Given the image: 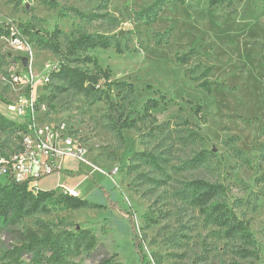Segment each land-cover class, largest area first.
<instances>
[{"label": "rangeland", "instance_id": "1", "mask_svg": "<svg viewBox=\"0 0 264 264\" xmlns=\"http://www.w3.org/2000/svg\"><path fill=\"white\" fill-rule=\"evenodd\" d=\"M46 1L0 0V27L30 22L50 32L57 26L62 39L78 32L105 36L111 47L89 55L109 69L112 81L133 84V110L158 94L165 104L152 112V131L118 135L104 103H91L54 79L42 84L57 56L28 38L15 45L11 36H0V114L19 125L49 127L59 142L70 143L78 156L64 158L60 171L72 174L77 197L97 206L70 210L48 201L54 211L25 224L33 227L40 218L55 231L90 229L98 249L69 264H95L102 249L116 254L117 263L140 264L127 213L148 264H264V0L214 7L188 0L157 9L155 0ZM151 8L150 21L138 20ZM181 57L185 64L177 62ZM13 74L22 81L13 83ZM203 81L210 93L198 88ZM120 97L114 92L112 101ZM24 102L35 104L29 115L7 111ZM16 143L0 133V156H9ZM139 153L154 157L155 164ZM54 177L39 186L49 187ZM194 180L226 188L217 202L247 222L257 258L241 259L238 243L191 205L187 185ZM6 246L0 235V258Z\"/></svg>", "mask_w": 264, "mask_h": 264}, {"label": "trees", "instance_id": "2", "mask_svg": "<svg viewBox=\"0 0 264 264\" xmlns=\"http://www.w3.org/2000/svg\"><path fill=\"white\" fill-rule=\"evenodd\" d=\"M188 0H155L154 8L169 4L184 5ZM227 0H207L208 6L214 7ZM44 4L49 3L42 0ZM153 8L138 15V20L150 21ZM12 26L0 27V36H11ZM19 35L34 43L38 49L47 51L59 58L58 65L50 72V80L62 83L73 93L88 99L91 103L102 102L107 106L110 128L121 135L130 130L138 133L152 131L156 119L152 112L165 104V97L158 94L157 99L146 100L141 111H134V86L125 81H112L109 69H103L97 59L89 55L91 51L108 50L111 47L109 38L87 32H78L69 38L62 39L57 26L53 31L36 29L32 23L26 22L16 28ZM116 53L121 50L116 47ZM187 59L181 57L177 62L185 64ZM150 88V87H149ZM198 88L210 93V84L203 81ZM116 92L118 101L113 102ZM199 111V107H195ZM25 125H19L0 114V133L17 138ZM198 137L196 133H190ZM138 156L148 158L155 164L154 157L139 153ZM201 160L206 155L200 154ZM71 177L69 172H62ZM264 176V175H263ZM190 203L203 216L204 221L218 228L225 239L238 243L236 254L241 259L257 258L253 237L249 225L236 215L235 211L224 202H217L226 188L221 184H211L202 180H194L187 185ZM264 196V195H263ZM53 201L56 206L70 210L97 208L96 205L77 196L68 195L56 190H40L30 187L29 182H7L0 180V235L7 241L0 264H69L72 258L90 254L98 249L97 241L90 229L74 227L73 230H54V227L40 218L34 220V226L25 224L27 218L40 214L48 215L54 209L46 202ZM128 214L131 230L134 234L133 249L140 264H148L140 243L135 220ZM99 248H102L99 246ZM102 255L95 264H120L115 262L116 254L109 255L102 249Z\"/></svg>", "mask_w": 264, "mask_h": 264}, {"label": "built area", "instance_id": "3", "mask_svg": "<svg viewBox=\"0 0 264 264\" xmlns=\"http://www.w3.org/2000/svg\"><path fill=\"white\" fill-rule=\"evenodd\" d=\"M11 30L12 42L20 44L23 38L16 29ZM13 83L22 81L17 74L11 76ZM25 81H29L25 78ZM42 84L50 82L49 72L41 78ZM35 109L34 102H24L21 105H8L7 111L13 115L27 116ZM54 132L49 127L37 128L34 125H25L23 131L17 133L15 150L6 157L0 156V180L7 182H29L30 187L37 188V183L49 176L61 172V162L64 158L75 159L78 151L68 147L65 140L59 142L53 137ZM62 145L63 147H60ZM68 195L76 196L73 190L65 189Z\"/></svg>", "mask_w": 264, "mask_h": 264}, {"label": "crops", "instance_id": "4", "mask_svg": "<svg viewBox=\"0 0 264 264\" xmlns=\"http://www.w3.org/2000/svg\"><path fill=\"white\" fill-rule=\"evenodd\" d=\"M53 176H56V177H54L51 180V182L48 184L49 187L39 186V184L41 185L43 183V181L41 180L37 183V188L40 190L46 191V190H55L58 187H62L65 189L72 190V189H74V187H76V183L74 181H72L69 176H65L61 172L54 174L52 176H49V177H53ZM49 177H47V178H49Z\"/></svg>", "mask_w": 264, "mask_h": 264}, {"label": "water", "instance_id": "5", "mask_svg": "<svg viewBox=\"0 0 264 264\" xmlns=\"http://www.w3.org/2000/svg\"><path fill=\"white\" fill-rule=\"evenodd\" d=\"M23 64L25 65V62L23 61ZM77 228H79L78 226H77Z\"/></svg>", "mask_w": 264, "mask_h": 264}, {"label": "bare ground", "instance_id": "6", "mask_svg": "<svg viewBox=\"0 0 264 264\" xmlns=\"http://www.w3.org/2000/svg\"><path fill=\"white\" fill-rule=\"evenodd\" d=\"M74 191V190H73ZM75 193V192H74ZM76 196L78 195V194H75Z\"/></svg>", "mask_w": 264, "mask_h": 264}]
</instances>
